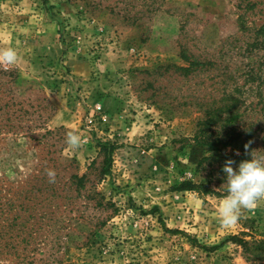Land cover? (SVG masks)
<instances>
[{"label":"rangeland","instance_id":"374dc122","mask_svg":"<svg viewBox=\"0 0 264 264\" xmlns=\"http://www.w3.org/2000/svg\"><path fill=\"white\" fill-rule=\"evenodd\" d=\"M7 47L0 264H264V199L223 226L216 149L194 140L208 106L234 103L216 129L253 124L264 156V0H0Z\"/></svg>","mask_w":264,"mask_h":264},{"label":"clouds","instance_id":"9594fccd","mask_svg":"<svg viewBox=\"0 0 264 264\" xmlns=\"http://www.w3.org/2000/svg\"><path fill=\"white\" fill-rule=\"evenodd\" d=\"M18 56L14 47L2 48L0 64L15 65ZM65 138L69 145L76 148L85 142L82 136L73 130L67 131ZM250 143L251 141L245 143L246 151ZM222 171L227 195L219 203L218 219L223 226L231 227L238 223L244 209H251L259 200L264 199V156H257L251 152V158L242 159L238 164L232 157H228L222 165ZM46 174L49 182L54 183L55 170L46 169Z\"/></svg>","mask_w":264,"mask_h":264},{"label":"trees","instance_id":"16d2710c","mask_svg":"<svg viewBox=\"0 0 264 264\" xmlns=\"http://www.w3.org/2000/svg\"><path fill=\"white\" fill-rule=\"evenodd\" d=\"M198 64H200V62L197 60H190L187 67L179 66L178 68L184 69L187 74H190L196 69L195 65ZM235 107L236 104L234 103H226L220 106H208L205 110L204 118L198 121L197 129L194 134V140L200 144L213 146V148L216 149L214 154L205 156L202 158V161H218L220 163V167L222 168V165L228 157H232L238 164L242 159L251 158V152L256 154L258 136H256V129L253 124H246L244 122L242 124L228 126L221 131L220 129H216L217 124L224 120V113L232 111ZM249 141H251V143L246 151L244 145ZM114 148V146H110V151ZM237 150L239 152L238 155ZM233 167L235 168L236 165H233ZM177 187L180 190H193L198 191L201 194L219 193L205 184L195 183L191 180L183 181ZM259 245L264 246V240H259L258 246Z\"/></svg>","mask_w":264,"mask_h":264},{"label":"crops","instance_id":"0c3cea01","mask_svg":"<svg viewBox=\"0 0 264 264\" xmlns=\"http://www.w3.org/2000/svg\"><path fill=\"white\" fill-rule=\"evenodd\" d=\"M63 57L66 58L65 62L70 67V78L72 79L73 83L87 86L92 84L89 81V71H88V65L86 61L79 60L72 56L70 52H66L63 54ZM61 110V109H60ZM60 116V113H58L54 118L53 122H56L58 120V117Z\"/></svg>","mask_w":264,"mask_h":264},{"label":"built area","instance_id":"2783aa9c","mask_svg":"<svg viewBox=\"0 0 264 264\" xmlns=\"http://www.w3.org/2000/svg\"><path fill=\"white\" fill-rule=\"evenodd\" d=\"M95 111L100 113V117H99L100 119H102V120H106L107 119L108 116H107V114L105 112L102 111V106L101 105H98L96 107Z\"/></svg>","mask_w":264,"mask_h":264}]
</instances>
